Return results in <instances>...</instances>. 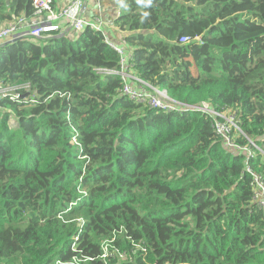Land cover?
<instances>
[{
    "label": "trees",
    "instance_id": "1",
    "mask_svg": "<svg viewBox=\"0 0 264 264\" xmlns=\"http://www.w3.org/2000/svg\"><path fill=\"white\" fill-rule=\"evenodd\" d=\"M113 1L107 36L0 49V87H21L0 97V264H264L246 172L264 183V0ZM32 2L0 0V27L31 18ZM105 37L181 110L235 113L249 151L224 148L207 114L121 95L101 73L120 68Z\"/></svg>",
    "mask_w": 264,
    "mask_h": 264
},
{
    "label": "built area",
    "instance_id": "2",
    "mask_svg": "<svg viewBox=\"0 0 264 264\" xmlns=\"http://www.w3.org/2000/svg\"><path fill=\"white\" fill-rule=\"evenodd\" d=\"M90 1L66 0L64 5H59L57 0H33L31 18L20 17L6 26L0 27V49L6 44L20 39L44 41L56 37H67L69 33H80L86 27L106 34V31L113 29L112 22L107 23L98 17L86 18L84 16ZM189 41V38L184 37L179 40V44L184 45ZM104 42L119 55L120 68L119 70H103L101 73L120 77L123 83L120 90L121 95L127 97L131 102L145 104L149 108L166 113L193 110L207 114L213 119L214 133L219 137L224 148L234 153L249 151L248 148L246 149L234 142V138H238L239 135L242 136L237 126L235 113L228 109L216 112L210 109L207 104H201L197 107L188 106L186 110H181L180 108L184 106L170 100L166 90L153 88L130 74L129 55L123 46L110 41L108 37H105ZM23 88L26 89L27 87ZM20 89L21 87H0V97L18 100L20 98L18 90ZM233 132L236 133L235 136H233ZM250 144L256 148L253 143ZM251 157V152H248L247 158ZM246 172L252 178L253 201L259 209L263 210L264 183L260 176L256 175L247 165ZM54 264H76V261H73V263L57 261Z\"/></svg>",
    "mask_w": 264,
    "mask_h": 264
},
{
    "label": "crops",
    "instance_id": "3",
    "mask_svg": "<svg viewBox=\"0 0 264 264\" xmlns=\"http://www.w3.org/2000/svg\"><path fill=\"white\" fill-rule=\"evenodd\" d=\"M59 5H64L66 0H57ZM119 14L118 7L113 0H91L84 16L89 18L98 17L104 22H113L115 15Z\"/></svg>",
    "mask_w": 264,
    "mask_h": 264
},
{
    "label": "rangeland",
    "instance_id": "4",
    "mask_svg": "<svg viewBox=\"0 0 264 264\" xmlns=\"http://www.w3.org/2000/svg\"><path fill=\"white\" fill-rule=\"evenodd\" d=\"M24 90H27V88L24 89ZM8 125H9L11 128L16 126V122H15V119H14L13 117L9 118ZM258 150H259L260 154H261L262 156H264V152H263L261 149H258ZM119 259H120V260H123V259H124V255H121Z\"/></svg>",
    "mask_w": 264,
    "mask_h": 264
}]
</instances>
